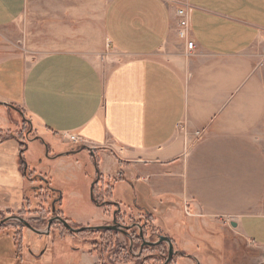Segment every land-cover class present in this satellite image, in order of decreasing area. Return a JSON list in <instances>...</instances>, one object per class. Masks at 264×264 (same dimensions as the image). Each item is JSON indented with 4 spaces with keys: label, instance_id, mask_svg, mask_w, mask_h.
I'll return each mask as SVG.
<instances>
[{
    "label": "crops",
    "instance_id": "0c3cea01",
    "mask_svg": "<svg viewBox=\"0 0 264 264\" xmlns=\"http://www.w3.org/2000/svg\"><path fill=\"white\" fill-rule=\"evenodd\" d=\"M32 1L0 0V135L8 137L0 143V213L39 209L28 193L38 188L30 186L29 170L51 188L57 175L74 182L75 167L79 173L82 167L71 156L87 154L96 169L94 192L111 189L120 208L162 214L176 202V210L241 237L264 260V48L251 54L264 41V0L34 1L48 3L55 20L66 19L72 5L74 15L87 18L90 5L106 4L100 16L104 69L65 48H51L34 62L15 52L9 30ZM180 8L190 10L192 51L179 35ZM48 28L50 35L62 32L57 23ZM16 109L40 132L25 149L12 129ZM65 133L79 136L92 152L63 156L78 147L65 142ZM36 142L50 151L51 143L71 149L52 148L49 161L36 168L22 160ZM52 190L61 197L58 212L73 227L100 226L94 223L103 219L102 206L81 218L66 208L59 189ZM85 194L70 196L81 201ZM30 214L40 231L42 220ZM10 224L0 241L19 232L15 221ZM58 230L43 235L25 227L21 262L13 264H104L88 239L58 236ZM191 243L176 247L175 264L200 261Z\"/></svg>",
    "mask_w": 264,
    "mask_h": 264
},
{
    "label": "rangeland",
    "instance_id": "374dc122",
    "mask_svg": "<svg viewBox=\"0 0 264 264\" xmlns=\"http://www.w3.org/2000/svg\"><path fill=\"white\" fill-rule=\"evenodd\" d=\"M34 1L35 0L29 4V8L24 18L11 30H9V34L13 38V44L11 46L15 52L24 55L29 62H34L38 58L49 53L51 48H65L83 54L84 56L91 59L101 69L105 68L107 57V41L103 33L102 20L100 16L103 8L102 6L105 8L106 4L90 5V11H88L89 17L87 18L82 16V13H80V16L74 15L75 10L73 9L76 8V5H72L73 9L68 11V14H64L67 17L66 19L55 20L52 18L53 14L50 11V5L48 3L43 1ZM90 12L98 13L92 14ZM51 23H57L58 26H61L62 32L57 36L54 34L50 35V28H48V26ZM263 48L264 41L259 43L251 51V54H262ZM260 68L264 69V56L262 57ZM16 112V120L14 121L16 122V125L12 126L13 131L16 132V134H18V136L23 141L28 142L36 139L40 135V132L38 131L32 117L28 116L21 109H16ZM23 136L24 138H22ZM2 138L3 136L0 135V139ZM51 147L57 152L71 149L70 147L64 148L61 145L54 143H51ZM52 148L51 151L50 148H48L47 155L46 145L43 146L41 143L36 142L29 148L28 151L25 152L22 160L24 161L25 165H35L36 168H39L42 166L41 160L44 162L49 161L48 159L51 157L49 153L51 154V152H53ZM77 148L78 147L73 148V150H77ZM52 155L54 154L52 153ZM71 157L72 160L77 161V163L82 167L81 173H79L78 167H75V175L78 177V180L74 182L68 181L61 179V176L57 175L53 177V180H51L52 188L60 190L62 197L67 202L66 208L73 211L76 215L81 216V218L93 216V211L96 210L95 204L97 205V203L103 204L102 201L112 203L108 206L102 205L103 209L101 213L103 215V219L97 223H94L95 225L100 226L112 225L114 221V211L118 209V205L114 201L112 192H106L105 190L96 191V203L95 201H92L91 188L96 174L94 163L87 154H82V156L72 155ZM30 172L31 171L29 170L28 174ZM32 176L33 175H30V177ZM120 177L122 178V175H120ZM46 178L49 181L47 176ZM28 181L31 183L30 186L34 185L35 187H38L33 188V191H31L30 188L28 193L30 194V198H33L34 207L36 205V207L38 206L39 208L38 210L35 209L34 211H28L41 217L40 219L42 222L39 224V230L44 232L43 235H46L49 225L48 221L51 218H53L56 214H59V216L66 219L60 215V212H54L57 209V202L55 203V200L61 199V197L59 193L54 192L50 185L45 183L44 180L42 181L38 178L33 179V181L32 179H28ZM126 187L127 190L130 191V187ZM118 189L119 187H117V190ZM77 190L81 192H87V194H85L84 200L80 201L78 198H73L70 196L71 192ZM97 199L100 202H98ZM129 200L130 199H128V202ZM172 204H174V206ZM175 204L176 202L171 203L172 206L171 209H169L171 213L166 210L162 214L153 213L152 216L146 215L145 211L137 209V207L134 209H129L127 205H124L122 208H120L117 220L120 223L126 225H132L133 223L142 225L146 224L148 231L146 235L147 239L152 237V240H155L154 237L157 239L158 235L167 234L174 237V239L177 241L176 247L178 248H180V246L183 247L184 243L188 240L193 241V243H191V251L196 253L200 260V264H264V260H261L257 257L256 249L251 247L252 245H249L248 242L244 241L241 237L227 233L222 234L218 229L219 225L214 226L212 224L205 227L201 221H195V218H199L196 213L186 211L185 208L179 206H177L178 209L176 210ZM130 207H134V204L132 205L131 203ZM53 213H55V215ZM1 214L3 217H5L4 219L9 217L4 213ZM28 215L23 218L25 220H32L29 219ZM10 217H12V215ZM10 222L5 224L11 225ZM60 224L61 223L58 222L54 224L59 228L58 232L56 233L59 234L58 236H63L66 234L76 235L88 239V243L91 244L87 247H95V251L99 253V255L104 256V264H136L137 262L140 264L144 263L145 255H147L145 254L146 252L142 257H140L139 260H135L134 257L132 258L131 256L129 257V254L127 253V249H129V240L122 233L116 234L112 233V231H108L109 233L106 231H87L77 234L74 232L68 233L59 226ZM54 225L52 226V230L55 227ZM70 225L73 226L71 223ZM191 226L194 228H191ZM63 227L65 228V226ZM50 230L47 235L50 234ZM22 236L24 237L23 234ZM4 240L0 242L2 243L0 244V253L1 248L7 250L9 248V252H11L13 243L10 241L7 243L6 241L4 242ZM119 247L125 251L119 255L121 259H118V255H115L119 250ZM149 252L150 251L147 253ZM158 252H153L154 254L152 257H154V255H158ZM135 253H139V247L136 248ZM152 262L149 264H159L158 260ZM10 263L13 264L12 261Z\"/></svg>",
    "mask_w": 264,
    "mask_h": 264
},
{
    "label": "flooded vegetation",
    "instance_id": "af4514ba",
    "mask_svg": "<svg viewBox=\"0 0 264 264\" xmlns=\"http://www.w3.org/2000/svg\"><path fill=\"white\" fill-rule=\"evenodd\" d=\"M112 203H110V202H103V206L105 205V206H108V205H111ZM54 212H56V211H54ZM119 212H120V207L118 206V209L116 210V211H114V219H118V214H119ZM54 215H55V213H53ZM59 215V214H58ZM16 216H18V215H16ZM55 216H57V214L55 215ZM54 216V217H55ZM18 217H20V216H18ZM22 218V217H21ZM40 216L38 217V219L40 220ZM24 219V218H23ZM69 224H70V221H68L67 219H65ZM33 228H34V226H33V220H26ZM118 221V220H117ZM17 222H19V221H17ZM119 222V221H118ZM21 223V222H20ZM55 223H57V222H55ZM59 223V222H58ZM120 223V222H119ZM21 224H23V223H21ZM120 224H122V225H124V226H126V227H129V229L128 230H126V233H122L121 231H112V233H122L126 238H128V240H129V249H127L128 251H127V253L129 254V256H131L132 258L134 257V259H136V257H138V258H140V257H142L143 256V254L145 253V254H147V255H145V260H144V263L143 264H149V263H151L152 261H155V260H158V262H159V264H165V262L167 261V258H168V256H169V249H170V247H169V244L168 243H166V242H163V243H161L160 245H158V246H155V247H149V246H145L144 248H143V243H144V240H143V237L145 238V240L147 241V242H149V243H155V242H157L158 241V237L159 236H165V237H168L170 240H171V242H172V244H173V246H174V251H175V255H174V257H173V259L168 263V264H171V262H173L174 261V264H175V257L179 254V251L177 250V248H176V243H177V241H175V239H173L174 237H172V236H169V235H158L157 236V239L154 237V239L155 240H152V237L150 238V239H147V233H148V231L147 230H144V225H142V224H136V223H133L132 225H126V224H123V223H120ZM24 225V224H23ZM113 225V224H112ZM146 225V224H145ZM25 226V225H24ZM26 227V226H25ZM73 227V226H72ZM73 228H75V227H73ZM70 231V230H69ZM71 232V231H70ZM82 233H84V232H82ZM133 236L134 237H136L137 238V236H139V244L137 245V244H135V242H134V240H133ZM141 244V245H140ZM160 246H163L162 247V249H161V251H156V252H158V255H154V257H152V255L154 254L151 250L152 249H155V248H158V247H160ZM137 247H139V253H135V251H136V248ZM147 248H149V249H147ZM119 250L116 252V254L115 255H118V259H121L120 258V253H122V252H125L124 251V249H121L120 247L118 248ZM146 249L148 250V251H150L149 253H147L148 251H146ZM117 250V249H116ZM150 261V262H149ZM153 263V262H152ZM117 264H119V263H117ZM197 264H200V261H197Z\"/></svg>",
    "mask_w": 264,
    "mask_h": 264
},
{
    "label": "water",
    "instance_id": "95a60500",
    "mask_svg": "<svg viewBox=\"0 0 264 264\" xmlns=\"http://www.w3.org/2000/svg\"><path fill=\"white\" fill-rule=\"evenodd\" d=\"M46 148H47V155H48V147H46ZM82 151H91L92 152V150L89 147L82 145V146H78L77 150H73V151L67 152V153L63 154V156L64 155L78 154V153H81ZM91 199H92V201H95V203H96L95 196H94V185H93V187L91 189ZM97 205L98 206H102V204H98V203H97ZM10 221H19V222L23 223L27 228H29V229H31V230H33L35 232H38L40 234H44V232L37 231L25 219H23L21 217H18V216L8 217V218L2 220L0 222V226H2L3 224H5L7 222H10ZM55 222L61 223L63 226H65V228H67L68 230H70L71 232H74L76 234L77 233H82V232H87V231H121L122 233H126V230L129 229V227H126V226L120 224L116 219H114L113 225L73 228L64 218H62L61 216L57 215V216H55V217H53V218H51L49 220L48 230L46 231V234L49 233L50 228L52 227V225ZM143 240H144L143 248L145 246L155 247V246L160 245L163 242H166V243L169 244V247H170L169 256H168L167 261L165 262V264H168L173 259L174 255L176 254L175 251H174V246H173L171 240L168 237L159 236L158 237V241L155 242V243L147 242L144 237H143Z\"/></svg>",
    "mask_w": 264,
    "mask_h": 264
},
{
    "label": "trees",
    "instance_id": "16d2710c",
    "mask_svg": "<svg viewBox=\"0 0 264 264\" xmlns=\"http://www.w3.org/2000/svg\"><path fill=\"white\" fill-rule=\"evenodd\" d=\"M24 137V136H23ZM8 137H6V138H2V139H0V143L1 142H4L6 139H7ZM18 140L20 141V143L22 144V148L23 149H25L26 148V142L25 141H23L21 138H18ZM30 175H33L32 177H30ZM27 178L29 179V180H33V179H38V177L36 176V173H33V172H30L29 174H27ZM111 189H109V191H110ZM94 196H96V193L94 192ZM96 198V197H95ZM98 200V199H97ZM98 202H100L99 200H98ZM102 203H103V201H102ZM56 211V213H59L58 212V210L56 209L55 210ZM145 213H146V215H149V216H152L153 215V213L152 212H148V211H145ZM28 214H30V212L28 211V210H24V211H22V212H20L19 214H18V216H20V217H25L26 215H28ZM60 215H62L63 217H64V215L62 214V213H60ZM0 221L1 220H3L5 217H3L2 216V214L0 213ZM41 220V219H40ZM69 221V220H68ZM61 228H63L66 232H68V233H70V231H68L67 229H65L61 224L59 225ZM145 227H144V230H147V225H144ZM13 227H14V229L15 230H18L19 232H16L14 235H13V238H10L9 237V235L7 234L6 236H4V242L6 241L7 243H8V241H10V242H12L13 243V250L11 251V252H5V250L6 249H3V248H1V253H0V264H11L10 262L12 261L13 263H14V261H19V262H21V257H20V255H22L23 254V248H22V246H23V236H22V234H23V230H24V228H25V226L23 225V224H21V223H18V222H15V224L13 225ZM10 228V225L9 224H5V225H2V226H0V234L1 233H3L4 231H6V230H8ZM93 232H96V231H93ZM107 233H109L108 231H106ZM111 233V232H110ZM140 238H139V236H137V238L136 237H134L133 236V240H134V242H135V244H139L140 242L138 241ZM2 241V240H1ZM0 241V242H1ZM0 244H2V243H0ZM141 245V244H140ZM162 247L163 246H160V247H158V248H155V249H152V251H161V249H162ZM147 249H149V248H147ZM146 249V251H148ZM130 257V256H129ZM19 259V260H18ZM171 264H174V261L173 262H171Z\"/></svg>",
    "mask_w": 264,
    "mask_h": 264
},
{
    "label": "built area",
    "instance_id": "2783aa9c",
    "mask_svg": "<svg viewBox=\"0 0 264 264\" xmlns=\"http://www.w3.org/2000/svg\"><path fill=\"white\" fill-rule=\"evenodd\" d=\"M190 10L188 8H180L177 10V16L179 19L180 31L179 35L181 39L187 41V48L192 51L194 50L195 43L189 40V27H190ZM65 142L72 143L77 146L85 145L84 141L76 135L64 134L62 136Z\"/></svg>",
    "mask_w": 264,
    "mask_h": 264
}]
</instances>
